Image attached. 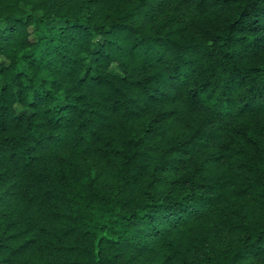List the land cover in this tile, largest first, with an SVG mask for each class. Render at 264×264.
Masks as SVG:
<instances>
[{"label":"trees","instance_id":"1","mask_svg":"<svg viewBox=\"0 0 264 264\" xmlns=\"http://www.w3.org/2000/svg\"><path fill=\"white\" fill-rule=\"evenodd\" d=\"M2 3L0 264H264V0Z\"/></svg>","mask_w":264,"mask_h":264},{"label":"rangeland","instance_id":"2","mask_svg":"<svg viewBox=\"0 0 264 264\" xmlns=\"http://www.w3.org/2000/svg\"><path fill=\"white\" fill-rule=\"evenodd\" d=\"M31 1L32 3L36 2L43 10L59 11L65 8L67 1L72 2L73 0H31ZM2 5H3L2 0H0V7H2ZM31 29L32 28H29V31ZM30 39L34 40V37L31 35ZM67 188L70 189L71 186L68 185ZM212 225H213L212 222L208 221L207 226H212ZM5 229H6V225L0 222V236L4 234ZM220 234L221 235L219 236L218 234L213 233L212 235H210L209 239L205 242V244H208L211 247L215 246V247L224 248L226 246V242H230V241L233 242L234 238L238 235L236 232H231L229 230H225ZM191 237L192 234L189 235L186 234L187 242L182 246L178 258H176L172 262V264H190L189 262L191 260H193V262H195L196 264L202 263L204 259V255L201 252L194 251V249L192 251L187 249ZM77 245L78 246L80 245V237L78 235H75L71 241L66 240L63 244H61L60 248L46 251L43 256L44 263L57 264L60 260L74 261L76 258L74 247H76ZM157 250L144 254H135V255L123 254L120 257V261L123 262L124 264H152V261H154L155 258L161 256V252L160 251L158 252ZM4 255L5 253L0 251V259ZM262 262L263 261L248 259V260H243L241 263L261 264ZM15 264H28V262H25L24 259H19Z\"/></svg>","mask_w":264,"mask_h":264}]
</instances>
